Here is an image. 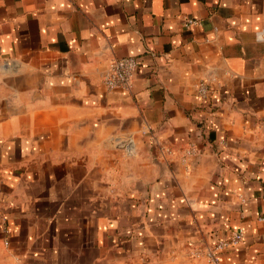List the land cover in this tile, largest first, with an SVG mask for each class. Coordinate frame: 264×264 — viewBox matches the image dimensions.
I'll list each match as a JSON object with an SVG mask.
<instances>
[{
	"label": "crops",
	"instance_id": "crops-1",
	"mask_svg": "<svg viewBox=\"0 0 264 264\" xmlns=\"http://www.w3.org/2000/svg\"><path fill=\"white\" fill-rule=\"evenodd\" d=\"M263 28L264 0H0V264H211L238 229L219 264H264Z\"/></svg>",
	"mask_w": 264,
	"mask_h": 264
},
{
	"label": "built area",
	"instance_id": "built-area-1",
	"mask_svg": "<svg viewBox=\"0 0 264 264\" xmlns=\"http://www.w3.org/2000/svg\"><path fill=\"white\" fill-rule=\"evenodd\" d=\"M195 21L188 20V24H193ZM257 41L264 43V28L257 33ZM139 61L135 57H125L117 59L112 62L110 66V72L105 77V85L109 90L117 91H129L131 88V81L135 73L139 68ZM210 86L208 84H201L197 88L200 97L206 99L210 93ZM171 153V150H167ZM187 156L196 155V149L191 146L186 151ZM245 231L243 229H238L234 231L229 237L225 239H220L215 241L205 247L201 251H196L193 256L200 258L202 256L206 257L211 264H219L220 256L222 253L231 251L237 248L244 240Z\"/></svg>",
	"mask_w": 264,
	"mask_h": 264
}]
</instances>
